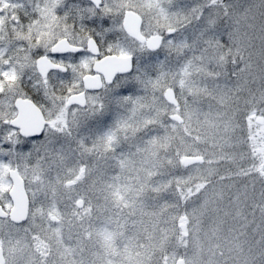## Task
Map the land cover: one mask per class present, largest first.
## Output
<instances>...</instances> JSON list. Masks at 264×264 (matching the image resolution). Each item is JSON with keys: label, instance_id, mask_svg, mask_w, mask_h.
<instances>
[{"label": "snow or ice", "instance_id": "6c2138e0", "mask_svg": "<svg viewBox=\"0 0 264 264\" xmlns=\"http://www.w3.org/2000/svg\"><path fill=\"white\" fill-rule=\"evenodd\" d=\"M0 264H264V0H0Z\"/></svg>", "mask_w": 264, "mask_h": 264}]
</instances>
